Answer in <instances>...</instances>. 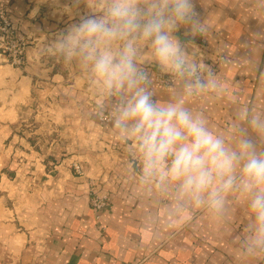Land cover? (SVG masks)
<instances>
[{
	"label": "crops",
	"instance_id": "obj_1",
	"mask_svg": "<svg viewBox=\"0 0 264 264\" xmlns=\"http://www.w3.org/2000/svg\"><path fill=\"white\" fill-rule=\"evenodd\" d=\"M194 2L208 26L195 38L194 54L205 41V59L225 56L218 75L242 103L264 109L256 71L264 70V0ZM70 3L0 0L27 38L20 66L0 51V264H243L237 247L249 216L238 199L220 223L194 211L174 227H145L156 205L135 193L124 145L94 116L78 73L37 55L46 38L85 14L81 4L70 19L63 11ZM184 31L176 35L191 39ZM148 70L153 78L157 69ZM153 89L158 100L169 99L166 87L153 82ZM190 106L204 110L216 131L228 127L234 111L227 100ZM75 160L83 176L71 168ZM92 186L110 199L99 212L91 206Z\"/></svg>",
	"mask_w": 264,
	"mask_h": 264
},
{
	"label": "clouds",
	"instance_id": "obj_2",
	"mask_svg": "<svg viewBox=\"0 0 264 264\" xmlns=\"http://www.w3.org/2000/svg\"><path fill=\"white\" fill-rule=\"evenodd\" d=\"M81 4L85 14L46 38L37 55L74 69L94 116L109 121L135 193L155 202L145 227H174L194 211L220 223L238 199L249 216L238 255L243 264L264 260V109L242 103L197 59L194 40L208 26L194 0H71L63 11L72 19ZM182 28L191 39L176 35ZM150 66L164 78L167 101L156 98ZM256 71L264 89V70ZM200 99L233 106L226 129L214 130L205 111L190 106Z\"/></svg>",
	"mask_w": 264,
	"mask_h": 264
},
{
	"label": "built area",
	"instance_id": "obj_3",
	"mask_svg": "<svg viewBox=\"0 0 264 264\" xmlns=\"http://www.w3.org/2000/svg\"><path fill=\"white\" fill-rule=\"evenodd\" d=\"M27 45L26 36L22 35L16 23L12 20L10 13L8 12L7 7L0 4V51L2 54L7 56L9 63L12 66H20L23 62L25 55V48ZM206 42L201 41L199 43V51L196 53L197 59H202L205 63L211 65L219 74L222 65L225 60V56L217 55L212 61L205 59V49ZM153 82L159 86L166 87L164 84V78H162L158 70L154 71ZM166 79V77H165ZM100 122L108 123L107 119L99 120ZM73 171L78 176H83L84 172L80 162H73L72 164ZM91 206L96 211L99 212L108 206L110 199L108 194H99L94 191L92 186L91 188Z\"/></svg>",
	"mask_w": 264,
	"mask_h": 264
},
{
	"label": "rangeland",
	"instance_id": "obj_4",
	"mask_svg": "<svg viewBox=\"0 0 264 264\" xmlns=\"http://www.w3.org/2000/svg\"><path fill=\"white\" fill-rule=\"evenodd\" d=\"M75 161H77V160H75ZM75 161H73V162H75ZM73 162L71 163V168H72V164H73ZM78 162V161H77ZM73 169V168H72Z\"/></svg>",
	"mask_w": 264,
	"mask_h": 264
}]
</instances>
